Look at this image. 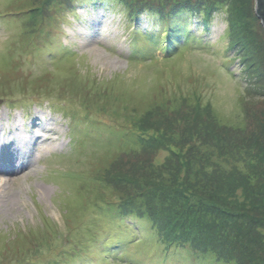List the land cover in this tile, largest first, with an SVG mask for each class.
Here are the masks:
<instances>
[{"label": "rangeland", "instance_id": "374dc122", "mask_svg": "<svg viewBox=\"0 0 264 264\" xmlns=\"http://www.w3.org/2000/svg\"><path fill=\"white\" fill-rule=\"evenodd\" d=\"M0 100V264H264L256 0H0Z\"/></svg>", "mask_w": 264, "mask_h": 264}, {"label": "trees", "instance_id": "16d2710c", "mask_svg": "<svg viewBox=\"0 0 264 264\" xmlns=\"http://www.w3.org/2000/svg\"><path fill=\"white\" fill-rule=\"evenodd\" d=\"M149 30H144V32H148ZM160 32V31H159ZM149 33L151 34V39H159V40H161V38H163L162 37V34L161 33H157V32H153L152 31V29H150V31H149ZM168 38V37H167ZM135 40H133L132 41V43H134V47L136 48V53H134L133 55H132V57H134V58H138V57H141V58H150V56L148 55V53H146L147 55H144L143 53L145 52V50L142 48V49H138L137 50V48H139L138 47V43H135L134 42ZM139 42H142V41H146V39L144 40V39H141V40H138ZM198 41V43L200 44L201 43V39L200 40H197ZM168 42H165L164 44H162V46L164 47V49L166 50V54L165 55H171V54H173L174 52H175V50L174 49H171V48H169L168 47ZM233 46H234V44H232ZM196 95H197V93H196ZM197 99V98H196ZM199 100V99H198ZM88 134V133H87ZM127 135H129L128 133H127ZM132 137V136H131ZM134 138H136V137H134ZM134 140V144L136 145V144H138V141H137V139H133ZM141 141V140H140ZM122 142H123V140H122ZM141 144V143H140ZM142 144H143V142H142ZM146 145V144H145ZM140 146V148H145V146L144 145H139ZM140 148H138V149H140ZM84 187V189H86V187H87V185H84L83 186ZM184 196H186L187 197V195L185 194ZM150 198V197H149ZM183 202H184V198L182 197V199H181ZM186 201H189V200H186ZM143 208L145 209L143 212H142V215H141V218H142V216L147 212L149 215H151V216H153V212H154V214H157V215H159L158 214V212H162L163 214H165L166 215V211H165V209L167 210V208H166V206L164 205V202H162V200H153L152 198H150V200H148V197H146V202L143 204ZM160 208V209H159ZM176 210H179L180 209V206H179V204H178V208L175 206L174 207ZM218 216V215H217ZM147 219V218H146ZM183 225V224H182ZM183 228L185 227L184 225L182 226ZM185 231V232H184ZM181 230L180 231V234L181 235H179V233H178V239H179V242L182 240V238L184 237V233H187V232H189L190 234H191V231L190 230ZM180 246H181V243L179 244ZM208 249H209V251L210 252H216V250L217 251H219V250H221V247L219 246V245H214V246H209L208 247ZM218 257H219V259H220V255H218ZM222 259H226V258H222ZM93 259H91V261H92ZM231 260H233L234 262H233V264H236V262H237V260H236V258L235 257H233V259H231ZM231 260H227V261H229L228 263H231ZM93 263H95L94 261H92V262H89V264H93Z\"/></svg>", "mask_w": 264, "mask_h": 264}, {"label": "bare ground", "instance_id": "6f19581e", "mask_svg": "<svg viewBox=\"0 0 264 264\" xmlns=\"http://www.w3.org/2000/svg\"><path fill=\"white\" fill-rule=\"evenodd\" d=\"M34 126H38V128H33ZM48 124L46 122H40V120H35V121H32L30 124H29V131H28V134L25 135L21 132V128L19 126V123H14V131H13V134L11 135H8V136H5L2 141H7L6 143L8 145H11L10 142H13L14 143V147H25L27 146L28 144H33V146L38 143H40V140H43L41 134L39 133V131H45L48 129ZM33 128V130H32ZM39 140V141H38ZM33 147L31 148V151H33ZM25 152H15V155H14V158L18 160V162L24 157L26 156L24 154ZM4 155V154H3ZM6 155V154H5ZM3 158L1 159H4L6 156H2ZM12 172H14V169L11 170Z\"/></svg>", "mask_w": 264, "mask_h": 264}, {"label": "water", "instance_id": "95a60500", "mask_svg": "<svg viewBox=\"0 0 264 264\" xmlns=\"http://www.w3.org/2000/svg\"><path fill=\"white\" fill-rule=\"evenodd\" d=\"M256 12L264 26V0H256ZM1 101V100H0Z\"/></svg>", "mask_w": 264, "mask_h": 264}]
</instances>
